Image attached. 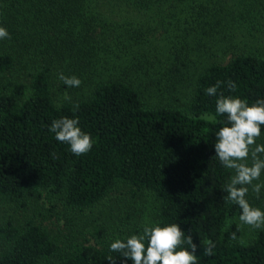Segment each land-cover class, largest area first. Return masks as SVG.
Instances as JSON below:
<instances>
[{
  "label": "trees",
  "instance_id": "obj_1",
  "mask_svg": "<svg viewBox=\"0 0 264 264\" xmlns=\"http://www.w3.org/2000/svg\"><path fill=\"white\" fill-rule=\"evenodd\" d=\"M254 3L0 0V25L10 33L0 39V199L24 210L60 199L74 215L68 221L82 223L81 234L64 240L37 217L4 219L0 264H109V256L125 264L111 243L172 223L192 237L198 264H264V228L246 239L241 209L227 200L234 171L214 148L227 117L216 113L218 96L206 94L223 81L218 95L264 99V50L248 30L259 21ZM60 73L81 85L67 86ZM65 116L91 134L88 153L73 154L50 131ZM147 193L158 200L147 223L124 214L89 221L104 202ZM209 241L213 256L204 255Z\"/></svg>",
  "mask_w": 264,
  "mask_h": 264
},
{
  "label": "clouds",
  "instance_id": "obj_2",
  "mask_svg": "<svg viewBox=\"0 0 264 264\" xmlns=\"http://www.w3.org/2000/svg\"><path fill=\"white\" fill-rule=\"evenodd\" d=\"M10 33L0 25V39H9ZM58 78L69 87H79L81 79L75 75L68 77L60 73ZM223 81L206 89L208 96L217 97L216 113L226 116V123L215 132V158L220 164L234 171L230 182L226 186L227 200L238 205L241 209L239 221L241 225L251 226L253 229L264 228V210L253 206L247 199L251 190L259 198L264 181H260L264 172V144H257L264 126V99L249 104L247 99L237 96H225L218 89ZM228 89L234 91L233 81L227 82ZM65 99L70 97L65 94ZM79 105L75 106L78 109ZM78 117L67 116L52 121L50 131L61 143H67L70 151L77 155L88 153L94 144L90 133H86L79 126ZM55 156V153H53ZM250 161V163H249ZM260 181V182H256ZM239 231V229H238ZM236 240V233L231 235ZM188 247H181L183 244ZM205 245V256H213L215 244L211 241ZM111 252H120L122 257L131 260L133 264H198L196 256L197 246L192 237L186 235L177 223L154 227L145 226L143 232L132 235L126 240L117 239L110 245ZM109 264H116L112 256L107 257Z\"/></svg>",
  "mask_w": 264,
  "mask_h": 264
},
{
  "label": "rangeland",
  "instance_id": "obj_3",
  "mask_svg": "<svg viewBox=\"0 0 264 264\" xmlns=\"http://www.w3.org/2000/svg\"><path fill=\"white\" fill-rule=\"evenodd\" d=\"M257 9H259V21L251 26L249 23L248 30L254 35L253 37V47L258 50H264V0H254ZM252 44V43H251ZM248 46V44H247ZM179 90L182 92H190V86L186 83H180L178 85ZM175 99V98H174ZM176 100V99H175ZM180 102V101H179ZM179 102H176L178 105ZM257 144H264V136L259 138L256 141ZM250 163V161H249ZM260 181H264V172H262ZM256 181V182H260ZM248 197L252 199L253 206L259 207L261 210H264V188L261 189L259 198L256 197V194L251 190L248 193ZM131 197L128 195L127 199L123 203H119L117 199H112L109 203H103L96 207L92 212H88L89 221H94L95 224L103 223L109 224L113 219L119 220V215L124 214L125 222L136 223H147L150 219L154 217V214L158 207L157 198L150 193H147L141 197ZM53 198H44L42 201H39L40 207L32 210H24L14 204L8 203L0 199V222H3L4 219L14 218L16 215L19 217L34 216L37 217L36 220L41 222L50 228L51 231H54L58 235V232L61 233L59 239H65V236L69 235H79L81 234L82 223L78 220H73L69 222L68 219L74 218V215L68 212L65 209V205L60 201V199ZM120 204H125L122 207ZM116 206L120 207L118 213L114 212ZM67 217V219H66ZM241 224V223H240ZM244 236L246 239H250L254 236L255 230L251 226L241 225ZM45 264H53L45 263Z\"/></svg>",
  "mask_w": 264,
  "mask_h": 264
}]
</instances>
